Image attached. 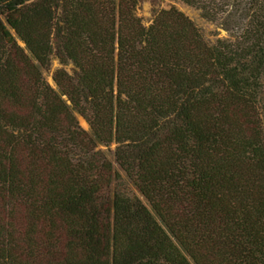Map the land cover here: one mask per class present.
Wrapping results in <instances>:
<instances>
[{
  "label": "trees",
  "instance_id": "obj_1",
  "mask_svg": "<svg viewBox=\"0 0 264 264\" xmlns=\"http://www.w3.org/2000/svg\"><path fill=\"white\" fill-rule=\"evenodd\" d=\"M140 1L0 0V264H264V0Z\"/></svg>",
  "mask_w": 264,
  "mask_h": 264
},
{
  "label": "rangeland",
  "instance_id": "obj_2",
  "mask_svg": "<svg viewBox=\"0 0 264 264\" xmlns=\"http://www.w3.org/2000/svg\"><path fill=\"white\" fill-rule=\"evenodd\" d=\"M171 6H175L179 10L183 11L186 15H188L208 38L215 39L217 37H225L228 35L226 30L218 26L216 23L209 21L205 17H203L200 9L188 5L180 0H141L138 5L137 13L142 17L143 21L146 24H149L153 20L158 10L162 8H169ZM19 43L24 45L22 41H19ZM61 67H64L68 71L72 72V64L64 65L56 57H52L49 64L45 67H42L45 78L53 86H56L53 78L54 72L56 71V69ZM76 115L81 126L87 130H90V124L86 120V118L77 111ZM109 156L114 160V155L112 152H109ZM114 163L115 167L119 170V166L117 165V163ZM119 172L121 176L118 180H116L115 183L118 186L120 185L123 188L131 189L134 191L131 181L126 177L124 172H122L121 170H119Z\"/></svg>",
  "mask_w": 264,
  "mask_h": 264
}]
</instances>
